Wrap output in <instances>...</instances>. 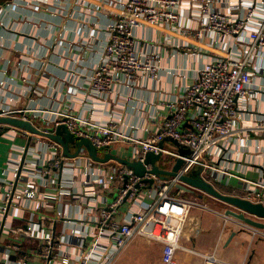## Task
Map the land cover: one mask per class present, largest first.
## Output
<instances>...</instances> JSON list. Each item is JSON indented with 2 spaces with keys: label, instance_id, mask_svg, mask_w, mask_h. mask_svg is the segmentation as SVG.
Instances as JSON below:
<instances>
[{
  "label": "crops",
  "instance_id": "obj_1",
  "mask_svg": "<svg viewBox=\"0 0 264 264\" xmlns=\"http://www.w3.org/2000/svg\"><path fill=\"white\" fill-rule=\"evenodd\" d=\"M259 1L214 0L213 6L243 15L244 7L254 4L253 24L257 26L264 22V6H260ZM123 2L0 0V111L25 109L30 119L43 128L51 124L45 121L51 122L55 112L67 110L93 121H113L116 130L139 139L157 130L168 117L166 104L181 95L206 61L224 49L244 53L249 48L247 43L238 42L234 36L221 39L217 34L214 38L208 34L204 39L196 40L177 30H169V26L143 25L133 30V48L137 56H155V75L147 72L134 80L126 77L113 84L109 95H104L91 87V76L108 39V25L118 16ZM178 20L186 26L192 21L191 14L181 11ZM180 42H187L203 52L179 51L176 45ZM256 53L263 56L255 60L254 87L251 86L248 105L239 113L237 126L242 130L233 136L226 148L215 147L213 157L208 160L218 171L203 169L205 178L214 179L212 185L226 194L244 196L253 193L256 187H261L258 191L264 193V48ZM28 110H45V119L34 117ZM146 129L148 131H144ZM31 136L27 160L34 168L46 159L49 141L43 136ZM27 137L30 134L23 129L0 124V206L8 182L14 179L20 150L26 146ZM168 147L185 154L190 152L176 142H169ZM131 148V142H118L110 153L129 160ZM75 150L70 146V153ZM104 154L107 153H97L99 156ZM200 169L195 167V170ZM54 182L48 187L37 184L33 197L21 192L17 202L0 212L1 261L61 264L60 258L68 257L69 264H81V257L94 246L93 253H97L101 261V253L111 258L108 264H165L163 245L167 241H176L175 264H264V229H254L232 215L226 216L227 208L240 211L233 206L218 209L215 203L220 201L217 198L202 194L187 183L180 186L184 190L183 197L191 195L206 204L190 207L183 222L160 217L151 219L144 225L142 234L129 238L117 249L112 241L108 242L107 231L98 233L103 227L95 223L99 219L96 209L71 198L81 192L82 185L79 182ZM216 184H221L227 191ZM27 187V182L22 183L21 188H15L16 193ZM149 202L147 197L142 201L144 205ZM127 209V205H123L118 218L128 219L130 212H126ZM38 214L53 220L58 240L59 254L57 252L49 262L39 254L40 238L21 232L19 235L11 233V230H24L28 226L33 234H41ZM258 220L264 222V219ZM6 235H9L7 240L4 239ZM10 242H14L19 250L15 257L4 259L5 246Z\"/></svg>",
  "mask_w": 264,
  "mask_h": 264
},
{
  "label": "built area",
  "instance_id": "obj_2",
  "mask_svg": "<svg viewBox=\"0 0 264 264\" xmlns=\"http://www.w3.org/2000/svg\"><path fill=\"white\" fill-rule=\"evenodd\" d=\"M213 3L214 0H124L118 16L108 25V39L103 46L100 62L91 76V87L104 95H109L113 84L126 77L134 80L147 72L155 75L157 68L153 63L155 56L151 54L137 56L133 48V30L143 25L166 28L169 26V30H177L180 34L196 40H202L208 34H211V38L217 34L221 39L224 36H234L238 42L249 45L244 53L224 49L221 54H216L206 61L196 71L195 77L190 80L181 95L166 104L168 117L157 130L146 137L135 139L116 130V123L113 121L106 123L93 121L67 110L55 112L51 122L45 121L46 124L51 123L48 126L55 128L61 125L74 136L89 139L98 154L110 153L111 148L118 142H131L129 161L143 165L144 172L141 175L132 167L113 159L96 161L84 147L75 155L66 156L58 142L43 136L49 141L46 159L41 165L31 168L27 160L29 146L27 150L26 146L24 149L21 148L19 164L13 174L14 179L8 182L5 189L0 212H5L9 205L17 202L21 198V192L27 197H33L37 184L48 187L50 183L58 180L68 184L79 182L78 184L82 185L81 192L75 193L71 198L96 209L99 219L95 220L97 221L95 223L104 228H100L98 233L107 231L108 242L112 241L117 249L129 238L142 234L144 225L153 218L160 217L166 221L176 219L183 222L188 209L198 203L183 197L184 190L180 187L183 182L180 177L189 175L197 166L201 167L199 176L202 177L203 169L212 168L215 172L218 171V168L210 165L208 159L211 160L213 157L215 147L227 146L233 136L242 130V127L237 126L239 113L248 105L251 86L254 87L252 78L255 74V60L263 56L256 53V50L264 48V22L254 26L255 5L245 6L244 14L239 15L232 10L225 12L216 9ZM258 3L264 6V0ZM181 11L191 14L190 24L186 26L180 24L178 16ZM176 49L183 52H203L187 42H180ZM25 111V109L2 111L0 115H12L17 112L16 116L18 113L21 114L22 119L30 121L42 132L48 131V126L38 127ZM28 111H31L34 117L45 119L43 116L45 110ZM24 131L32 135L29 131ZM169 142H176L182 148H188L190 152L185 154L173 150L168 147ZM24 152L25 156L22 159ZM147 152L159 155L154 161L159 170L171 171L177 158L182 160V164L174 175L152 172L153 165L145 162ZM222 173L226 174L225 171ZM39 177L41 179L38 183ZM24 182H27L29 187L16 193L15 188L17 186L18 189L21 188ZM258 188L262 189L253 188L254 195L249 193L241 197L264 204V193L258 191ZM145 197L150 199L146 205L142 203ZM125 204L128 207L126 212H130L128 219L118 218ZM36 218L40 222L41 234H33L28 226L24 230H11V233L19 235L21 232L26 236L40 238L39 254L49 262L56 257L59 246L53 229V220L43 214H38ZM8 236L6 235L4 239H9ZM176 245V241L164 243L162 253L165 264H175ZM18 250L19 247L10 242L5 246L3 258L15 257ZM94 251L95 247L92 246L86 256L81 257L83 258L81 264L110 262L111 258L102 253L101 261L100 256L93 253ZM12 262L9 259L6 262L0 259V264ZM60 262L69 264L70 259L60 258Z\"/></svg>",
  "mask_w": 264,
  "mask_h": 264
},
{
  "label": "water",
  "instance_id": "obj_3",
  "mask_svg": "<svg viewBox=\"0 0 264 264\" xmlns=\"http://www.w3.org/2000/svg\"><path fill=\"white\" fill-rule=\"evenodd\" d=\"M0 113H2V111H0ZM16 114L17 112L14 115H0V124L14 126L29 131L33 135L45 136L48 139L54 140L62 146L63 153L66 156L75 155L76 153L79 152L81 147H84L87 149L88 154L96 161H106L108 159H113L132 167L135 170V172L139 175H141L144 172V167L139 162L129 161L126 159L123 160L111 153L104 154V156L97 155L98 153L97 149L89 139L74 136L64 126L60 125V126H56L55 128H53L52 126H48L49 132L48 131L42 132L30 121L22 119L20 117L21 114L18 113V116H16ZM31 139H33V136L27 138L25 150H27V147ZM70 146H74L76 148L74 153H70ZM24 156H25V152L22 156V159ZM158 157H159L158 154H153L151 152H147L145 154V162L151 163L153 165L152 172H156V173L160 172L169 175H174V173L178 170V168L182 164V160L180 158H177L170 172L162 171L159 170L157 166L154 164V161L157 160ZM180 179L182 182L194 186L195 188H198L199 190L206 192L208 195H211L217 198L218 200L229 204L230 206L238 208L240 211L238 212L233 209L227 208L224 211V214L226 216L232 215L233 217L243 221V223L246 224L247 226L252 227L254 229L257 230L264 229V222L258 220V219H264V204L259 202H252L248 198H244L239 195L226 194L218 191L213 185L200 178L199 170H193V172H191L189 175L181 176Z\"/></svg>",
  "mask_w": 264,
  "mask_h": 264
},
{
  "label": "rangeland",
  "instance_id": "obj_4",
  "mask_svg": "<svg viewBox=\"0 0 264 264\" xmlns=\"http://www.w3.org/2000/svg\"><path fill=\"white\" fill-rule=\"evenodd\" d=\"M162 163V160H160L159 161V164H161ZM200 178H202L204 181H206V182H208V183H210L211 185L213 184L212 182H215L214 181V179H207V178H205V176H200ZM198 189V188H197ZM194 192V191H193ZM199 192H201L202 194H206V192H204V191H202V190H199ZM193 197V198H192ZM196 197V196H195ZM187 198L189 199V200H192V201H194V202H196V203H201V204H206V203H204V201L203 202H201V201H199V200H196L195 198H194V196H187ZM220 201V200H219ZM218 201V202H219ZM207 203H208V201H207ZM215 205H216V207H218V209H223V208H225V207H227V206H230L229 204H227V203H224V202H222V201H220L219 203H215ZM209 207H211L210 205H208Z\"/></svg>",
  "mask_w": 264,
  "mask_h": 264
},
{
  "label": "trees",
  "instance_id": "obj_5",
  "mask_svg": "<svg viewBox=\"0 0 264 264\" xmlns=\"http://www.w3.org/2000/svg\"><path fill=\"white\" fill-rule=\"evenodd\" d=\"M216 186H217L219 189H224L225 191H227L226 188H225L224 186H222L221 184H216Z\"/></svg>",
  "mask_w": 264,
  "mask_h": 264
}]
</instances>
